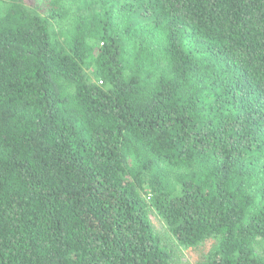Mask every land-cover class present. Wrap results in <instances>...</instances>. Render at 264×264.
Returning <instances> with one entry per match:
<instances>
[{
	"label": "trees",
	"instance_id": "1",
	"mask_svg": "<svg viewBox=\"0 0 264 264\" xmlns=\"http://www.w3.org/2000/svg\"><path fill=\"white\" fill-rule=\"evenodd\" d=\"M264 264V0H0V264Z\"/></svg>",
	"mask_w": 264,
	"mask_h": 264
},
{
	"label": "rangeland",
	"instance_id": "2",
	"mask_svg": "<svg viewBox=\"0 0 264 264\" xmlns=\"http://www.w3.org/2000/svg\"><path fill=\"white\" fill-rule=\"evenodd\" d=\"M151 220L155 230L163 238L164 243L168 245L169 248L173 251V264H194V260L196 259L198 254L190 253L189 251L179 247L176 241L167 232L162 222H159L158 219L153 217L151 218Z\"/></svg>",
	"mask_w": 264,
	"mask_h": 264
}]
</instances>
